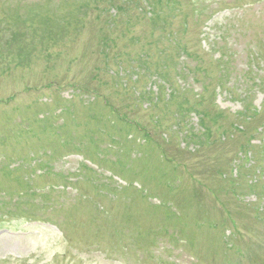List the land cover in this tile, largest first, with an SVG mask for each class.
Segmentation results:
<instances>
[{
	"label": "rangeland",
	"instance_id": "rangeland-1",
	"mask_svg": "<svg viewBox=\"0 0 264 264\" xmlns=\"http://www.w3.org/2000/svg\"><path fill=\"white\" fill-rule=\"evenodd\" d=\"M0 264H264V0H0Z\"/></svg>",
	"mask_w": 264,
	"mask_h": 264
}]
</instances>
